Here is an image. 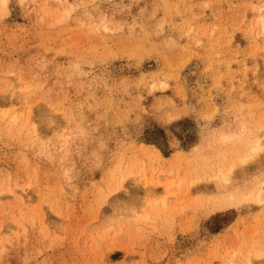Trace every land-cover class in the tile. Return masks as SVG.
<instances>
[{
  "label": "rangeland",
  "instance_id": "1",
  "mask_svg": "<svg viewBox=\"0 0 264 264\" xmlns=\"http://www.w3.org/2000/svg\"><path fill=\"white\" fill-rule=\"evenodd\" d=\"M257 140L264 0H0V264L264 248L263 207L210 210ZM244 169L229 188L264 182Z\"/></svg>",
  "mask_w": 264,
  "mask_h": 264
},
{
  "label": "bare ground",
  "instance_id": "2",
  "mask_svg": "<svg viewBox=\"0 0 264 264\" xmlns=\"http://www.w3.org/2000/svg\"><path fill=\"white\" fill-rule=\"evenodd\" d=\"M264 152V145H262L261 140H257L256 145L252 147L249 154L239 159H232L228 163V170H218L216 174V180L221 187H217V193L220 196V200H216L215 204H211L210 210H229V209H239L244 203L245 204H256L260 205L264 209V182L259 185L254 186L255 182H250L244 185L240 189L229 188L231 186L233 178L239 173L245 174L244 167L253 162L259 166H264V155L261 156L260 153ZM142 172V171H140ZM142 173H138L140 176L139 180L146 186L153 185L154 183L146 178ZM193 184L192 186H194ZM172 185H169L170 188ZM123 188V185L118 188L119 190ZM166 203V201H165ZM221 229L218 232H222ZM251 241L244 242V248H239V250L229 249L228 255H232L230 259H225L223 264H254L256 260H261L264 258V248L260 247L256 238H252Z\"/></svg>",
  "mask_w": 264,
  "mask_h": 264
}]
</instances>
